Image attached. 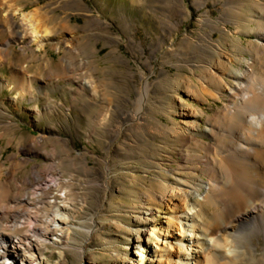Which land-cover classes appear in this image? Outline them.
Returning <instances> with one entry per match:
<instances>
[{
  "label": "rangeland",
  "instance_id": "rangeland-1",
  "mask_svg": "<svg viewBox=\"0 0 264 264\" xmlns=\"http://www.w3.org/2000/svg\"><path fill=\"white\" fill-rule=\"evenodd\" d=\"M19 5L48 11L54 33L44 49L29 37L0 34L3 43L12 41L0 74V180L12 184L13 193L29 190L38 206L34 216L52 221L56 207L43 203L59 196L54 191L39 199L35 187L58 177L63 212L70 216L64 231L55 230L59 240L36 245L33 254L43 256L44 264H151V229L172 226L178 217L183 237L199 236L192 220L202 222L204 216L195 215L200 207L194 200L186 206L161 201L162 184L177 185L173 173L209 181L204 163L214 157L196 153L189 139L194 133L186 128L191 119L177 108L181 100L198 108L203 114L194 122L201 131L224 108L228 98L203 93L206 69L215 48L224 61L233 50L238 68L242 54L251 58L245 50L255 49L251 42L259 30L251 24L256 30L249 34L244 27L248 13L259 17L258 7L243 0H19ZM14 74L18 84L27 77L34 82V94L17 106L13 92L3 87ZM31 147L37 151L30 153ZM36 166L44 178L32 185ZM149 192L152 200L145 204ZM184 207L186 213H180ZM12 216L14 223L18 216ZM27 230L18 219L15 232L8 233L23 236Z\"/></svg>",
  "mask_w": 264,
  "mask_h": 264
},
{
  "label": "bare ground",
  "instance_id": "bare-ground-1",
  "mask_svg": "<svg viewBox=\"0 0 264 264\" xmlns=\"http://www.w3.org/2000/svg\"><path fill=\"white\" fill-rule=\"evenodd\" d=\"M243 1L256 5L260 13L259 17L248 13L246 22L249 27L247 24L244 27L249 34L256 30L251 24H257L259 30L260 37L251 42L255 49L248 46L245 50L251 54V58L242 54L238 61L243 67L238 68L234 64L236 55L233 50H229V54H226L228 61H224V53L215 48L212 66L206 69L203 83V93L207 91V95L214 99L228 98V102L215 117H209L208 125L202 131L194 122L202 113L198 108L183 100L177 108L181 117L191 119L186 128L194 133L189 139L195 142L196 153L214 154L211 160L204 163L205 170L209 171V181L199 179L195 174L184 176L173 173L178 177L173 181L177 185L162 184L160 188L161 201L168 206L175 201L186 206L190 200H194L196 206L200 207L195 215L204 216L203 221L192 220L199 236L183 237V218L178 217L172 226L151 229L147 240L153 246L151 264H264V0ZM76 5L82 10L92 11L78 1ZM0 13L3 18L0 21L5 22L0 27V34L5 32L11 36L29 37L40 49L50 42L54 31L49 25L48 11L41 8L26 11L19 5V0H0ZM18 15H22L21 23L16 21ZM95 20L98 24L102 22L99 18ZM210 20L211 23L218 22ZM241 28L238 25L237 31L232 30L233 41H237L234 34H238ZM11 43V40L4 43L0 40V74L5 58L11 53ZM9 80L4 81L3 87L13 92L11 100L16 106L27 94H34V82L30 77L25 78L23 84H18L16 74ZM1 86L0 83V94ZM186 91L189 94L194 92L190 87ZM7 124L20 127L15 121ZM199 135L209 136L213 142L199 138ZM36 140H32L31 145H36ZM29 151L33 153L37 150L31 147ZM181 158L184 164L187 163L185 156ZM83 164L88 166L86 160H83ZM176 170L180 171L181 168ZM33 175L35 179H30L32 185L44 178L38 166L34 168ZM203 189L204 193L201 192ZM54 191L59 197L43 204L52 203L57 216L52 221H48L46 216L38 219L33 211L38 207L35 206L37 202L32 199L29 190L24 195L13 193V185L0 180V264H44L43 256L33 254L34 247L45 246L53 238L59 240V237H55V230L64 231V225L70 218L67 212H63L66 201L60 197L63 188L58 177H48L35 187V195L39 199L43 194L46 196ZM146 199L145 204L151 202V192ZM206 207L209 208L208 212L205 211ZM185 209L180 213H186ZM12 214L18 216L14 223ZM18 219L28 227L23 236L8 233L15 232ZM38 220L42 222L41 227H36ZM52 232L55 233L53 236ZM143 233L146 235L148 232ZM184 245H187L186 249Z\"/></svg>",
  "mask_w": 264,
  "mask_h": 264
}]
</instances>
